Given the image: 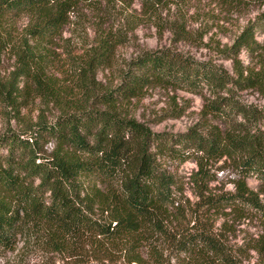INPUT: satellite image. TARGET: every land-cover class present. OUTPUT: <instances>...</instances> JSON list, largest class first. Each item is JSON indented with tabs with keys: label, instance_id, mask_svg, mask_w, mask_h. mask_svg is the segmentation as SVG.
I'll return each mask as SVG.
<instances>
[{
	"label": "trees",
	"instance_id": "16d2710c",
	"mask_svg": "<svg viewBox=\"0 0 264 264\" xmlns=\"http://www.w3.org/2000/svg\"><path fill=\"white\" fill-rule=\"evenodd\" d=\"M103 1L115 6L119 0H0V59L14 58L9 74L0 75V105L18 120L38 108L36 120L0 138V250H15L23 242V253H65L62 264H245L241 246L178 202L179 179L155 149H166L161 133L122 104L145 86L164 84L206 89V112L227 120L241 113L248 126L233 122L207 132L193 126L178 142L188 154L184 158L194 156L199 164L192 174L196 181L205 173L204 157L227 155L243 168L235 190L200 191L203 206L254 209L264 217L262 191L247 183L250 174L264 183V127L258 126L264 104L238 98L244 88L264 91L258 22L250 21L230 43L216 46L233 59L235 75L223 63L163 45L131 57L121 67L120 82L107 86L97 79V70L116 63L117 31L103 29L81 53L59 43L80 3L106 15L110 7H102ZM138 1L148 14L138 18L152 20L173 4L183 16L182 4L191 0ZM171 28L178 38L193 37L180 18ZM244 50L253 54L252 65L240 60ZM246 243L259 252L247 264H264V231Z\"/></svg>",
	"mask_w": 264,
	"mask_h": 264
},
{
	"label": "rangeland",
	"instance_id": "374dc122",
	"mask_svg": "<svg viewBox=\"0 0 264 264\" xmlns=\"http://www.w3.org/2000/svg\"><path fill=\"white\" fill-rule=\"evenodd\" d=\"M174 5L171 8L167 6L160 9V16L157 15L155 19L149 20L138 18V16L148 15L141 12L142 7L138 0H119L115 6L103 1L102 7L105 9L107 6L110 7L106 15L104 9L101 14V11H96L89 4L80 3L71 13V20L65 25L64 37L59 39V43L63 50L73 48L81 53L94 44L103 29L112 27L117 31L119 44L115 54L116 63L102 66L97 70V79L107 86L119 83L121 67H125L131 57L145 48L171 45L199 58L223 63L231 74L235 75L233 59L219 54L216 46L230 43L237 33L253 20L258 22L255 30L256 37L264 43V2L246 1L242 4H229L225 0H191L182 4L183 16ZM111 7L114 8L113 11ZM133 14L137 16L136 19H133ZM179 18L185 21L193 37L178 38L175 30L171 28V23ZM239 58L244 65H252L254 62L253 54L245 50L239 54ZM13 62L14 58L9 54L2 56L0 75H8L13 68ZM209 96L206 89L202 92H194L174 88L171 85L154 84L145 86L138 95L132 96L122 106H127L131 114L161 133L166 149L161 151L159 146L155 149L158 151V159L162 165L175 173L179 179L176 188L178 202L188 207L190 216L199 214L204 219L209 218L229 243L239 245L238 248L241 246L240 257L247 264L256 261L259 252L249 247L246 241L256 242L259 234L264 231V217L254 209H235L233 206H221L218 209L203 206L202 197L199 195L202 190L205 193L235 190L237 180L242 178L243 168L240 161L227 155L210 159L204 157L206 174H198V181H196L192 174L198 170L199 164L194 156L184 158L183 155L188 154L181 148L183 145L178 142L179 134L193 126L205 132L216 125L224 128L233 122H244V126H248L249 120L241 113L227 120L225 117L206 112L205 103ZM238 98L245 103L264 104V91L258 87L244 88L238 91ZM24 111L27 110L24 109ZM37 113L38 108L24 120H18L0 105V138L12 131H22L26 122L37 119ZM49 117H52L50 112ZM250 123L255 124L254 121ZM258 126L264 127V118L258 122ZM47 145L51 148L53 142L50 141ZM169 147L172 148L169 149ZM185 148L192 150L189 147ZM6 149L7 147H4L3 151L6 152ZM247 183L255 191H262L260 195L264 198V183L256 175H247ZM22 245L23 242H20L15 250H0V264L17 260L21 264H41L45 261L48 264H62L64 262L65 253L52 251L43 253L31 250L23 253V249L20 248Z\"/></svg>",
	"mask_w": 264,
	"mask_h": 264
}]
</instances>
